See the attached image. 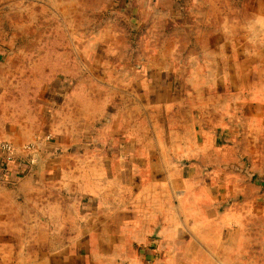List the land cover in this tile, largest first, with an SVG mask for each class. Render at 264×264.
Segmentation results:
<instances>
[{
	"label": "crops",
	"instance_id": "1",
	"mask_svg": "<svg viewBox=\"0 0 264 264\" xmlns=\"http://www.w3.org/2000/svg\"><path fill=\"white\" fill-rule=\"evenodd\" d=\"M189 3L103 0L97 24L73 8L70 62L53 71L0 57V142L15 157L0 163V264H264V224L191 219L167 121L158 136L162 68L141 48L188 29Z\"/></svg>",
	"mask_w": 264,
	"mask_h": 264
},
{
	"label": "rangeland",
	"instance_id": "2",
	"mask_svg": "<svg viewBox=\"0 0 264 264\" xmlns=\"http://www.w3.org/2000/svg\"><path fill=\"white\" fill-rule=\"evenodd\" d=\"M102 1L0 0V57L9 52L30 74L69 63L71 9L97 24ZM189 8L188 29L157 32L159 43L141 48L162 68L158 136L167 121L170 152L189 177L191 219L205 212L207 230H216L211 217L222 232L264 224V0H191Z\"/></svg>",
	"mask_w": 264,
	"mask_h": 264
},
{
	"label": "built area",
	"instance_id": "3",
	"mask_svg": "<svg viewBox=\"0 0 264 264\" xmlns=\"http://www.w3.org/2000/svg\"><path fill=\"white\" fill-rule=\"evenodd\" d=\"M33 146L32 145H26L24 147V150H32ZM0 158L2 161L0 163H11L15 157L13 155V149L10 144L6 142H0Z\"/></svg>",
	"mask_w": 264,
	"mask_h": 264
}]
</instances>
